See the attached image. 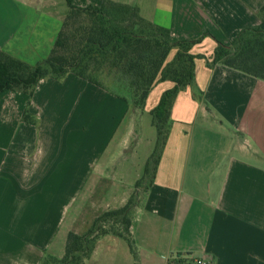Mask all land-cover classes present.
<instances>
[{"label": "crops", "instance_id": "1", "mask_svg": "<svg viewBox=\"0 0 264 264\" xmlns=\"http://www.w3.org/2000/svg\"><path fill=\"white\" fill-rule=\"evenodd\" d=\"M111 1L167 25L173 41L209 34L192 50L208 59L217 41L228 44L246 28H264V0ZM103 2L75 0L81 7ZM67 12L66 0H0V51L37 65L50 55ZM195 74V86L174 103L154 183L137 211L136 256L127 241L107 235L87 264H264V81L221 65L209 68L204 59ZM173 86L158 83L145 110H154ZM75 91L89 103L82 108L92 121L89 137L67 127L71 117L55 121ZM103 91L72 74L43 80L30 109L36 117L51 110L35 125L22 122L27 95H0V264L63 257L69 233L85 234L98 216L125 207L135 193L148 158L122 155L120 145V154L107 155L114 139L95 138L100 124L92 101ZM125 111L140 113L131 105Z\"/></svg>", "mask_w": 264, "mask_h": 264}, {"label": "trees", "instance_id": "2", "mask_svg": "<svg viewBox=\"0 0 264 264\" xmlns=\"http://www.w3.org/2000/svg\"><path fill=\"white\" fill-rule=\"evenodd\" d=\"M66 4L62 29L45 60L32 66L0 51V95L23 93L31 104L41 81L72 74L101 89L130 91L132 109L141 111L158 83L169 81L174 86L151 111L157 142L128 204L98 216L83 235L69 233L64 256L47 254L41 264H87L107 235L127 241L136 256L132 228L137 211L154 183L169 138L174 103L182 91L195 86L197 60H206L209 68L221 65L264 81V28H246L228 44L217 41L208 59L192 50L209 34L197 40L173 41L168 28L143 18L136 6L111 0H104L101 6L81 7L75 0H66ZM259 18L264 25V7ZM22 121L34 125L28 111Z\"/></svg>", "mask_w": 264, "mask_h": 264}, {"label": "rangeland", "instance_id": "3", "mask_svg": "<svg viewBox=\"0 0 264 264\" xmlns=\"http://www.w3.org/2000/svg\"><path fill=\"white\" fill-rule=\"evenodd\" d=\"M158 25L167 28V25L165 24ZM87 84L91 85V87H94L95 90L97 89V91L104 90L103 92L107 93V95H100L98 92H96L97 96L94 99L95 101H92V106H94L97 124H100V128L95 131V138L100 139L102 137H111L114 139L113 143L110 145L109 152L107 155L111 153L115 155L122 153V155L125 156H134L138 162L147 160V158L149 160L157 142V130L152 123L153 117L151 115V111H148L147 108L145 110L144 108V110H141L140 113L136 116H134L132 112L127 114V111H125V109L127 107L129 108L131 105L130 97H132V95L130 94V91H116L115 93L105 89L100 90L98 87L90 83ZM124 98H126L127 100H125ZM31 104H29L28 97V100L25 102L24 105V114L26 111H28L34 119V125L41 124L43 120H46L45 113L50 112L51 109H46L47 112L45 113H43L42 111L41 114L36 117L31 112ZM88 105V100L85 98L78 101V94H76V91L70 92L69 94H67L63 103L59 106V116H61L62 119L57 118L55 121L65 122L71 117V123H69L68 126L67 124H65V126H67L69 129H78L79 138H83L86 136L89 137L90 135L88 132L90 127L92 126L91 117L82 114V108L87 107ZM74 106L75 108L76 106L80 108L77 113H75V110H72ZM49 114L50 113L47 114L48 118ZM131 121H133V123H131ZM22 122L27 123L24 121ZM116 130L117 133L116 135H114ZM65 136L67 137L66 131ZM119 145L121 146V152L119 151L120 153H117L116 150L119 148ZM123 145H125L126 147H123ZM70 148L73 149V146L70 143L68 145H64V149H67V151L69 152L71 150ZM119 160H117V163H119Z\"/></svg>", "mask_w": 264, "mask_h": 264}, {"label": "built area", "instance_id": "4", "mask_svg": "<svg viewBox=\"0 0 264 264\" xmlns=\"http://www.w3.org/2000/svg\"><path fill=\"white\" fill-rule=\"evenodd\" d=\"M197 264H206V263H204L202 261H198Z\"/></svg>", "mask_w": 264, "mask_h": 264}]
</instances>
